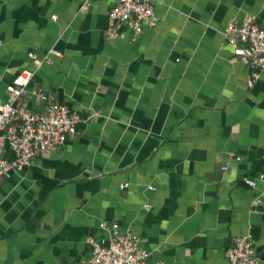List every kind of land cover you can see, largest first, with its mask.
<instances>
[{
    "label": "crops",
    "instance_id": "obj_1",
    "mask_svg": "<svg viewBox=\"0 0 264 264\" xmlns=\"http://www.w3.org/2000/svg\"><path fill=\"white\" fill-rule=\"evenodd\" d=\"M114 4L0 0V101L32 70L17 107L42 112L40 91L80 116L63 145L0 178V264H84L112 224L148 264H226L246 234L264 264L263 184L244 182L264 174V69L252 80L223 35L264 27V0H155L154 28L107 37Z\"/></svg>",
    "mask_w": 264,
    "mask_h": 264
},
{
    "label": "built area",
    "instance_id": "obj_2",
    "mask_svg": "<svg viewBox=\"0 0 264 264\" xmlns=\"http://www.w3.org/2000/svg\"><path fill=\"white\" fill-rule=\"evenodd\" d=\"M114 1V7L108 13L110 28L107 37L113 36L114 28L120 24L135 35H139L144 26L154 28L157 25L155 0ZM223 35L234 47L235 56L251 69V79H257L258 71L264 69V27L251 19L241 23L231 22L224 28ZM30 56L34 58L32 54ZM51 56L60 57V53L50 50L36 66L51 64ZM33 76L32 70L21 71L8 85L6 101H0V178L11 171L21 170L35 158L63 145L75 135L80 123L78 114L56 102L52 95L40 91H34L32 95L44 104L42 112L32 113L17 107L16 102L26 93ZM15 122L18 125H13ZM3 142L14 154L11 161L2 157ZM226 168V165H222L221 170ZM244 182L250 187L261 182L264 191V174L256 179H245ZM108 230L109 236L105 240L88 239L91 252L84 264H148L149 253L141 247L138 237L129 231L121 233L117 224L110 225ZM224 256L226 264L259 263L249 234L234 237Z\"/></svg>",
    "mask_w": 264,
    "mask_h": 264
}]
</instances>
